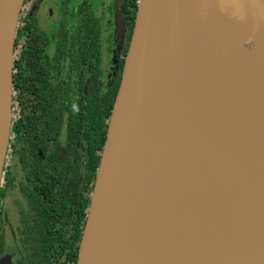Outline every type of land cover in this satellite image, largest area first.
Masks as SVG:
<instances>
[{"label":"water","instance_id":"water-1","mask_svg":"<svg viewBox=\"0 0 264 264\" xmlns=\"http://www.w3.org/2000/svg\"><path fill=\"white\" fill-rule=\"evenodd\" d=\"M24 2L0 0V187L12 121L15 40ZM201 3L139 0L78 264L89 263L82 257L98 228L104 229L116 244V261L112 264H264V207L250 206V195L242 190L232 189L229 196L205 193L200 181H210L212 175L205 168L207 159L213 162L212 168L216 165L217 170H224L222 179L231 187L237 180L248 187L249 173L243 168L234 175L235 168H228L224 161L227 151L232 150L231 143L240 136L239 128L221 126L217 102L207 106L211 112L207 116L198 98H170L160 87L163 76L173 71L182 57L180 40L189 27L195 23L206 25L213 16H221L237 23L250 43L264 34V0H207L211 7L204 17L199 16ZM166 100L174 103L175 110L176 106L187 105L186 113L160 117L159 107ZM201 117L214 119L219 131L204 125ZM176 118L195 135L191 138V153H184L179 145L165 147L161 125ZM136 133L143 136L144 147L133 141ZM153 143L162 151L161 156L152 151ZM145 165L150 166L157 182L147 185L140 180ZM114 185L131 197L129 204L119 200L120 191H113ZM103 209L113 213L116 226L106 221ZM229 212L238 214L227 215ZM230 219L237 221V235L228 232L211 236L213 225Z\"/></svg>","mask_w":264,"mask_h":264},{"label":"flooded vegetation","instance_id":"flooded-vegetation-1","mask_svg":"<svg viewBox=\"0 0 264 264\" xmlns=\"http://www.w3.org/2000/svg\"><path fill=\"white\" fill-rule=\"evenodd\" d=\"M133 1L139 7V0H27L19 39L26 69L13 63L0 187V264H78L135 28L138 8L133 22L124 19ZM37 47L43 52L35 55Z\"/></svg>","mask_w":264,"mask_h":264},{"label":"bare ground","instance_id":"bare-ground-1","mask_svg":"<svg viewBox=\"0 0 264 264\" xmlns=\"http://www.w3.org/2000/svg\"><path fill=\"white\" fill-rule=\"evenodd\" d=\"M201 1L199 16L204 17L211 5L207 4V0ZM261 25L264 27L263 21ZM245 35L246 32L240 30L237 23L227 21L221 16H213L206 25L193 24L180 40L182 57L177 60L174 70L163 76L160 87L170 98L175 95L198 98L205 104L201 108L206 109L204 112L207 116H211L207 106L217 102L221 126L224 129L234 126L239 128L240 136L237 141L231 143L232 150L227 151L224 161L227 162L228 168H235L234 175L240 174L243 168L249 173L248 187H245V183L241 186L239 180L231 187L222 179L224 170H217L216 165L212 168L213 162L205 159V168L212 174L210 181L200 180L205 193L229 196L232 189L242 190L250 195V206L264 207V125L257 123V120V126L251 122L252 113L258 112L260 118L264 117V34L250 43L246 42ZM238 93L242 95L239 99L236 98ZM173 105L174 103L166 100V103L159 107L158 115L178 117L186 113L187 105L176 106V110L181 114L176 112ZM200 120L214 132L219 131L220 126L214 119L201 117ZM161 128L165 147L179 145L184 153L192 152L191 138L195 135L183 120L176 118L166 121ZM132 139L144 147L141 134H134ZM152 151L155 155L163 154L154 143ZM252 176L254 178H251ZM231 177L227 176L229 179ZM140 180L147 185L158 181L149 165L141 168ZM112 190L120 191L117 185H114ZM189 195L192 194L189 192ZM117 197L125 205L131 202V197L126 196L122 190ZM102 211L106 221L116 226L117 223L111 218L113 213L109 212V209ZM233 214L238 213L229 212L227 215ZM236 225L235 219L219 222L212 226L214 232L211 236L228 232L237 235ZM87 258L88 264H112L116 261V244L104 229L98 228L93 232L82 260Z\"/></svg>","mask_w":264,"mask_h":264},{"label":"trees","instance_id":"trees-1","mask_svg":"<svg viewBox=\"0 0 264 264\" xmlns=\"http://www.w3.org/2000/svg\"><path fill=\"white\" fill-rule=\"evenodd\" d=\"M26 2H27V0H25L24 6H23L22 11H21L20 20H19V26H18L17 35H16L17 39L15 40V50H14V52L22 53L21 57L16 62H14L15 63V68L18 71H22L23 69H26V64H25L26 48L25 47L23 48L22 42L19 43V39L23 40L22 34L25 32V29H26V21H27L25 19L26 11L24 12ZM137 8H138V4L134 3V1L132 2L131 5H127L126 6V14L124 15V19L126 20V22H128V19L131 18L130 17L131 15H132L131 19H132V22H133V20H134V18L136 16ZM34 32H36V30H34ZM51 33H55V31L51 30L50 33L47 36H45L48 40L51 39ZM53 42H55V47H54V51L53 52H57V32H56V39ZM127 48H128V46L126 44V49ZM52 50H53V48H51V51ZM31 52L34 53L35 55H37V54H39V53H41L43 51L41 50V48L39 49L37 47L35 50H31ZM16 75H17V73L14 75V79H16Z\"/></svg>","mask_w":264,"mask_h":264},{"label":"rangeland","instance_id":"rangeland-1","mask_svg":"<svg viewBox=\"0 0 264 264\" xmlns=\"http://www.w3.org/2000/svg\"><path fill=\"white\" fill-rule=\"evenodd\" d=\"M41 17H42V20H45L46 15L43 14V15H41ZM45 23L48 24V23H49V20H46ZM237 95H238V96L236 97L237 99H239V97L242 96L240 93H238ZM245 104H246V103H245ZM245 112H247L246 109H245ZM256 114H257V115H256ZM252 116H253V117L251 118V119H252L251 122H252L253 124H256V120H257V121H258L257 123L260 122L262 125H264V123H263V122H264V117H263V118H260V113H258V112L254 113V114L252 113ZM257 118H260V119H257ZM254 120H255V121H254ZM255 126H257V124H256Z\"/></svg>","mask_w":264,"mask_h":264}]
</instances>
